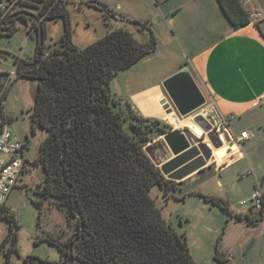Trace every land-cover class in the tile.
Returning a JSON list of instances; mask_svg holds the SVG:
<instances>
[{"label": "trees", "instance_id": "1", "mask_svg": "<svg viewBox=\"0 0 264 264\" xmlns=\"http://www.w3.org/2000/svg\"><path fill=\"white\" fill-rule=\"evenodd\" d=\"M218 2L235 26L250 23L239 0ZM53 3L20 0V8L8 15L0 34L13 35L20 23H35L22 11L35 9L40 17L50 10L41 21L44 30L47 19L68 17L65 1ZM100 5L113 13L107 5ZM149 31L151 38L140 40L124 27L113 28L94 43L79 47L72 41L67 21L60 43L48 50L45 43L38 42L34 57L14 61L17 78L25 76L38 82L30 120L32 133L38 129L47 132L37 158L44 172L40 195L43 200L53 197L66 210L73 228V235L66 241L51 234L45 238L58 247L60 260L30 255L26 263L199 264L187 235L163 216L150 195L156 184L166 195L178 188L150 153L155 139L152 133L162 135L168 126L164 121L143 117L112 90L116 73L156 51L158 41ZM121 106L134 114L130 122ZM27 163H31L30 158ZM203 196L228 218L249 217L235 214L231 203L221 196ZM43 200L33 201L40 212ZM260 213L264 214V208ZM0 219L12 227L17 223L6 206ZM14 240L17 243L16 236ZM215 258L224 261L219 251Z\"/></svg>", "mask_w": 264, "mask_h": 264}, {"label": "rangeland", "instance_id": "2", "mask_svg": "<svg viewBox=\"0 0 264 264\" xmlns=\"http://www.w3.org/2000/svg\"><path fill=\"white\" fill-rule=\"evenodd\" d=\"M116 1L129 2L130 0ZM158 1L165 8L181 3V0ZM255 5L257 4L253 2L249 3L247 7L252 8ZM257 8L264 9V0H259ZM66 9L68 17L58 16L46 20V49H52L61 42L66 31L67 21L70 24L72 41L79 47H86L94 43L107 32L108 26L99 9L80 6L78 0H66ZM30 10L37 14V10ZM152 13L154 19L152 29L161 42L159 52L153 59L137 63L116 73L111 81L114 94L128 100L133 106L135 104L143 117L152 121H165L162 122L168 126V131L191 129L197 136L206 140L213 151H217V149L231 151L230 141L225 137L226 148H224L225 145L215 148L208 134L194 119L201 115L207 124H211L212 129L214 127L211 121L219 120L218 124H221L222 113L213 98H210L205 105L193 113L181 116L172 100L167 97L166 99L173 104L177 115L184 120L181 126L175 123L173 115L166 112L167 114L163 116L154 110L153 102L149 99L153 91L148 92L147 89L149 86L152 90L155 89L153 83L158 82L168 73L171 66L176 63V59L165 58L168 57L167 51L171 50L166 42L168 31L158 16L154 14V10ZM28 28L29 26L20 23L13 35L0 34V50L12 52L23 59L34 57L39 35L34 33L30 36ZM15 69L14 61L0 55V111L3 107L16 134L22 140L26 141L29 138L31 150L28 154L31 163H27L23 184L13 190L7 201V207L11 213L15 214L17 223L12 227L10 222L0 219V264H33L31 261L26 263V259L30 255L60 260L61 252L58 247L45 238L51 234L66 241L73 235V228L69 224L66 210L62 209L53 197L41 199L43 200L41 212L31 200V194L39 196L42 193L44 172L37 158L40 143L47 136V132L38 129L32 133L30 114L35 103L37 84L34 79L25 76H20L11 83L12 72ZM2 78H5V84L2 83ZM165 80L161 87L164 90H166ZM120 108L130 122L134 114L127 107L121 106ZM211 109H215V112H211ZM139 111L137 110V113ZM261 122L264 123V105L254 107L234 122L233 129L247 128L256 134L254 138L242 144L240 148L242 153L231 155L232 158L229 160L232 162L231 167L223 172L222 176L207 171L206 175H202L196 181H176L175 184L178 188L171 190L167 195L160 184L154 185L150 190V195L156 200V205L162 211L163 216L172 221L180 232L187 235L192 253L203 264L213 258L218 236L223 231L228 218L219 206L208 202L203 195L228 193L233 201L231 205L239 210H249L251 204L242 205L241 201L249 199L256 188L258 178L264 185V135L262 132L260 137L258 135ZM162 125L156 124L159 127ZM152 135L157 139L151 143L150 153L160 166L168 154L166 142L163 138L158 139L160 135L157 131ZM241 154H244V159L240 158ZM222 156L224 155L220 154L221 159L224 158ZM213 159L212 156V161ZM251 169L255 170V173L248 174ZM218 179L224 180L226 185L224 188L219 186ZM15 236L17 243L14 240Z\"/></svg>", "mask_w": 264, "mask_h": 264}, {"label": "crops", "instance_id": "3", "mask_svg": "<svg viewBox=\"0 0 264 264\" xmlns=\"http://www.w3.org/2000/svg\"><path fill=\"white\" fill-rule=\"evenodd\" d=\"M92 1L107 5L113 12L103 18L108 26L107 32L120 27L132 32L128 26L122 23L121 18L113 17V14L122 15L128 20H138L142 22L141 26L145 32L149 30L153 32L158 41V47L150 57L139 63L153 59L160 49L161 42L152 29L153 10L166 27L168 31L166 42L171 50L167 51L168 57L165 58L176 59V63L158 81L160 86L158 82H155L153 83L155 89L152 90L150 86L147 89L148 92L153 91L149 99L153 102L154 110L163 116L167 114L163 104L164 99L169 95L166 90L161 88L162 82L183 68H188L206 100L213 98L222 116L236 117L231 123L232 131L239 135L243 130H249L247 128L233 129V124L243 114L258 107L254 106V102L258 96L264 93V21L259 24L248 23L235 26L223 12L218 0H181L180 5L168 8L161 6L158 0ZM168 1L163 0V2ZM2 83L5 84V78H2ZM133 107L139 111L135 104ZM214 110L211 109V112L214 113ZM139 113L142 114L140 111ZM172 115L174 116L175 113ZM250 132L254 138L256 133ZM261 132L264 135L263 122L260 123L259 137ZM164 134L160 135L158 139H162ZM224 136L227 140L229 139L226 133ZM224 136L222 135L223 145L226 148L227 143ZM230 146L231 151L218 149L213 151V161L211 159L208 166L183 181H196L202 175H206L207 171L222 176V173L231 167L232 162L229 160L232 156L242 153L241 147L236 143L230 141ZM167 153L164 162L170 157L169 150ZM220 154L224 155L223 159ZM243 157L245 158L244 154H241L240 158ZM253 172L255 173V170ZM217 183L222 188L226 186L223 179H218ZM259 183L264 189L263 182L259 178L255 187ZM217 196L233 203L228 193H220ZM5 206L7 207V203ZM231 206L235 214L248 215L249 217L227 218L225 227L218 236L213 258L205 264H264V214L252 208L251 205L249 210H239L233 205ZM218 251L224 259L223 262L215 258ZM192 255L199 264H203L197 260L193 253Z\"/></svg>", "mask_w": 264, "mask_h": 264}, {"label": "water", "instance_id": "4", "mask_svg": "<svg viewBox=\"0 0 264 264\" xmlns=\"http://www.w3.org/2000/svg\"><path fill=\"white\" fill-rule=\"evenodd\" d=\"M79 4L80 6L88 5L90 7H95L99 9L105 17L110 14V10L104 8L97 2L92 1L90 3ZM21 13L32 17L36 21H40L38 15L34 12L22 11ZM113 17H116L117 19L121 18L122 23L125 26L130 27L135 37L138 39L144 40L146 38H151L152 35L150 31L145 32L142 29L140 22L136 20H128L122 15L116 16L113 14ZM39 28L38 40L40 45H44L45 30L42 23H40ZM0 55L5 56L12 61H16L19 58L18 55L5 50H0ZM148 57L143 60H146ZM36 84H38L37 81ZM164 86L181 116H187L193 113L207 102L206 97L188 68H183L167 78L164 81ZM164 108H166V106H164ZM194 119L208 134L214 147L220 148L223 145L220 134L212 129L211 124H207L206 120L201 115L196 116ZM163 139L166 142L170 157L160 165V168L162 173L168 179L182 181L208 166L212 159L213 150L208 145V142L200 138V136H197L191 129H185L184 131H181L180 129H172L164 134ZM41 197L42 195H32V199H40Z\"/></svg>", "mask_w": 264, "mask_h": 264}, {"label": "built area", "instance_id": "5", "mask_svg": "<svg viewBox=\"0 0 264 264\" xmlns=\"http://www.w3.org/2000/svg\"><path fill=\"white\" fill-rule=\"evenodd\" d=\"M60 0H54L53 5ZM65 1V0H63ZM79 3H90L92 0H78ZM241 6L245 10L249 22L253 24H259L264 21V9H258L259 0H239ZM255 2L257 5L252 8H248L249 3ZM20 8V0H0V30L6 26V19L8 15L16 12ZM50 10L43 13L40 16V21L31 22L29 26V35L38 33L41 21L45 20ZM17 65L16 69L12 72V78L10 82H14L17 78ZM207 103V102H206ZM264 103V93L258 96L254 102V106H259ZM165 110L168 114L176 113L173 104L164 99ZM178 116V115H177ZM179 117V116H178ZM236 119L235 116L226 117L220 116L221 124L212 122L214 129L220 134L226 133L228 140L236 143L238 146H242L248 139L253 137V134L249 130H243L239 135H236L231 129V123ZM225 137V136H224ZM28 147L27 140H22L19 135L16 134L11 120L8 118L4 109L0 111V214L5 207L11 193L17 187H20L24 182V175L27 168V159L29 156L26 154ZM253 170H249L248 174H253ZM247 174V175H248ZM251 204L252 208L258 211L264 208V189L259 183L255 190L250 195L249 199H243L242 205ZM232 259V258H231Z\"/></svg>", "mask_w": 264, "mask_h": 264}, {"label": "bare ground", "instance_id": "6", "mask_svg": "<svg viewBox=\"0 0 264 264\" xmlns=\"http://www.w3.org/2000/svg\"><path fill=\"white\" fill-rule=\"evenodd\" d=\"M174 118H175V123L177 124V125H183V123H184V120L181 118V117H178L176 114L174 115ZM182 121H183V123H182ZM177 128H179V127H177ZM222 138V137H221ZM222 141H224L223 140V138H222ZM223 144H224V142H223Z\"/></svg>", "mask_w": 264, "mask_h": 264}, {"label": "flooded vegetation", "instance_id": "7", "mask_svg": "<svg viewBox=\"0 0 264 264\" xmlns=\"http://www.w3.org/2000/svg\"><path fill=\"white\" fill-rule=\"evenodd\" d=\"M181 131H183V130H181ZM222 135L223 134H221V137H222ZM206 141V140H205ZM30 150H31V146H30V142L28 143V147H27V150H26V154L30 157V155L28 154V153H30ZM33 194H31V196H32ZM39 196H40V194H39ZM43 197H41L40 199H31L32 201H38V200H41Z\"/></svg>", "mask_w": 264, "mask_h": 264}]
</instances>
